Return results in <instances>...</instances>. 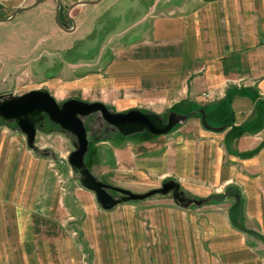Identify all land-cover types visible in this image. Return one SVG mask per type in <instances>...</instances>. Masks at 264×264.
<instances>
[{
  "label": "crops",
  "instance_id": "obj_1",
  "mask_svg": "<svg viewBox=\"0 0 264 264\" xmlns=\"http://www.w3.org/2000/svg\"><path fill=\"white\" fill-rule=\"evenodd\" d=\"M42 1L45 12L57 2V20L65 15L66 22L61 30L51 20L33 30L83 38L67 48L56 44L74 51L77 61L69 66L82 94L75 97L117 112H191L167 134L112 131L91 139L87 161L95 174L103 163L110 182L136 193L176 180L196 198L230 187L241 195L237 223L230 214L234 197L196 206L199 211L183 214V228L175 212L159 213L168 228L156 231L162 240L149 248L152 264H264V0H114L117 14L88 25L81 15L88 4L70 8L82 0L0 3L16 12ZM120 24L126 25L115 30ZM47 133L51 142L39 140L41 148L70 154V138L58 129ZM58 180L57 168L28 147L24 133L0 123V264H82L81 245L63 228ZM156 197L143 201L170 206L174 200ZM137 258L136 264H147L144 252Z\"/></svg>",
  "mask_w": 264,
  "mask_h": 264
},
{
  "label": "rangeland",
  "instance_id": "obj_2",
  "mask_svg": "<svg viewBox=\"0 0 264 264\" xmlns=\"http://www.w3.org/2000/svg\"><path fill=\"white\" fill-rule=\"evenodd\" d=\"M112 1L114 0H102L97 4H88L81 13L86 25L89 22L108 21L117 14L116 4H112ZM42 3L43 1L30 10L20 11L10 21L0 22V94L11 92L24 94L31 89L41 88L47 89L59 102H63L70 97L82 94L78 88L74 87L78 80L73 76L74 71L69 66L77 61L73 58L74 51H62L60 50L62 45L56 47V44L63 43L67 48L76 42H81L83 38L79 36V32L74 35L64 33V38H57L51 33L52 30L45 28L43 30L39 28V32L33 30L34 25L37 26L48 20L53 21L55 28L61 30L59 26L63 27L62 23L66 22L65 15L61 17V23L57 20L55 13L57 2L55 8H50L51 12L43 11ZM72 3L74 1L67 0V5ZM13 14H15L14 8L0 3V20L10 18ZM71 17L73 18V16ZM125 25H117L115 30L120 31ZM92 41L87 38L84 40V44L89 46ZM36 43L41 46L37 48ZM57 73L69 76L48 78ZM184 113L191 115V112L188 111ZM48 120L46 119L45 125H48ZM92 120L93 117L85 119L89 125H92ZM0 123L6 128H18L15 123H7L1 117ZM52 127L54 126L52 125ZM46 130L44 127L43 131L37 133L36 143L39 140L42 143L47 140H49L47 143L51 142V137L46 135L49 131ZM72 144L68 141L67 147L73 150ZM37 145L39 146L38 143ZM68 156L69 154L61 156L66 161L63 164L53 158H48L58 171V193L59 198L64 202V208L61 211L67 214L63 228L68 230L70 236L81 245L82 264H136L138 251L144 252L147 264H152V261L147 258L149 248L152 246L153 240L156 241V244H160L162 240L159 232L156 231L168 228V223L164 224L163 220H159L161 218L159 213L175 212L177 228H183V214L200 210L195 209L194 205L191 210L185 209L175 204L174 200L171 201V207L167 203H163L162 206L160 204L151 206L148 205L150 201L146 203L144 200L127 202L116 206L111 211H105L99 205L96 194L83 187L80 180L76 178L75 171L67 162ZM93 162L98 163L99 160L95 159ZM99 167L98 175L91 167L90 170L101 180L113 184L104 173V164H99ZM130 191L135 192L134 190ZM156 196L157 199L163 200L162 194ZM169 196L172 197V194ZM171 227H175V224L172 223Z\"/></svg>",
  "mask_w": 264,
  "mask_h": 264
},
{
  "label": "water",
  "instance_id": "obj_3",
  "mask_svg": "<svg viewBox=\"0 0 264 264\" xmlns=\"http://www.w3.org/2000/svg\"><path fill=\"white\" fill-rule=\"evenodd\" d=\"M98 1L100 0L77 1L70 8L79 4H92ZM27 8L20 7L15 14ZM56 13L60 20L59 12ZM14 16L13 14L12 17L3 20L12 19ZM99 111L112 127L125 136L145 131L156 136L167 134L184 123L189 116L187 113L175 110L169 112L166 116L140 109L117 112L101 101L89 102L77 98H69L59 102L47 89H34L24 94L13 92L0 94V117L7 123L17 125L16 130L25 134L28 147L37 155L53 158L63 164L66 161L54 150L41 148L35 141L37 133L44 130L46 119L60 125L59 130L70 138L74 145L67 162L75 171L76 178L80 180L83 187L96 194L98 203L103 210L111 211L118 205L143 201L158 194H172L175 203L183 208H190L193 205L200 207L210 201V198L191 196L176 180H166L160 187L150 189L144 193H135L129 189L109 184L92 173L89 162L86 160L90 150V137L84 119ZM203 123L208 126L205 113H203ZM93 140L96 141L98 138ZM113 191L119 194H113Z\"/></svg>",
  "mask_w": 264,
  "mask_h": 264
},
{
  "label": "trees",
  "instance_id": "obj_4",
  "mask_svg": "<svg viewBox=\"0 0 264 264\" xmlns=\"http://www.w3.org/2000/svg\"><path fill=\"white\" fill-rule=\"evenodd\" d=\"M51 125V127H50ZM52 125L54 127H52ZM48 126V128H47ZM60 125H57L53 122H51L50 120H48V125H45L44 127H46V131H52L53 129H60L59 127ZM146 133H148L146 131ZM102 137V136H101ZM101 137H99L98 139H100ZM86 160H87V156H86ZM226 197H234L235 201L233 202L234 205H232L231 209H230V214L231 217L233 219L234 222H238V217L242 211V198L240 193L238 192V190L236 188L230 187L226 190V192L224 194L221 195H214L211 197L212 200H223Z\"/></svg>",
  "mask_w": 264,
  "mask_h": 264
},
{
  "label": "flooded vegetation",
  "instance_id": "obj_5",
  "mask_svg": "<svg viewBox=\"0 0 264 264\" xmlns=\"http://www.w3.org/2000/svg\"><path fill=\"white\" fill-rule=\"evenodd\" d=\"M67 12V15H68V11ZM64 24V23H63ZM68 29V28H67ZM36 89H41V88H36ZM31 90H34V89H31ZM75 97V96H73ZM72 98V97H70ZM77 99H83V98H80V97H75ZM69 99V98H68ZM65 101V100H64ZM110 108V107H109ZM110 109H113V108H110ZM114 110V109H113ZM116 111V110H114ZM88 117H93V124L91 125V128L90 127H87L88 124L85 122L86 127H87V130L89 131V137H90V140L93 139V138H98V137H101L103 136L104 132H112V131H116V132H120L118 131L117 129H115L114 127H112L103 117V114L99 111V112H96ZM86 117V118H88ZM85 118V119H86ZM84 119V121H85ZM91 119V118H89ZM165 121H166V118H165ZM94 125V126H93ZM95 131V132H93ZM72 142V140H71ZM73 143V142H72ZM91 144V143H90ZM113 194H118L116 193V191H113Z\"/></svg>",
  "mask_w": 264,
  "mask_h": 264
},
{
  "label": "built area",
  "instance_id": "obj_6",
  "mask_svg": "<svg viewBox=\"0 0 264 264\" xmlns=\"http://www.w3.org/2000/svg\"><path fill=\"white\" fill-rule=\"evenodd\" d=\"M204 95H206V96H209V94H208V93H205Z\"/></svg>",
  "mask_w": 264,
  "mask_h": 264
}]
</instances>
